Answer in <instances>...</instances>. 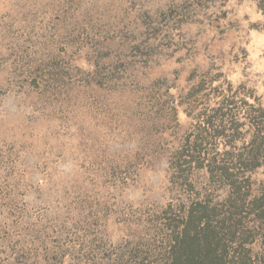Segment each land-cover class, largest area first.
I'll list each match as a JSON object with an SVG mask.
<instances>
[{"label": "rangeland", "instance_id": "374dc122", "mask_svg": "<svg viewBox=\"0 0 264 264\" xmlns=\"http://www.w3.org/2000/svg\"><path fill=\"white\" fill-rule=\"evenodd\" d=\"M261 19L256 0H0V264L97 257L74 242L118 244L215 188L175 151L250 139L243 113L200 133L222 101L264 103Z\"/></svg>", "mask_w": 264, "mask_h": 264}, {"label": "trees", "instance_id": "16d2710c", "mask_svg": "<svg viewBox=\"0 0 264 264\" xmlns=\"http://www.w3.org/2000/svg\"><path fill=\"white\" fill-rule=\"evenodd\" d=\"M256 5L262 15L258 28L264 31V0ZM248 96L253 101L237 105L234 112L232 102L222 101L206 114L200 133L228 137L226 131L237 130L229 121L243 113L250 131L245 146L219 152L216 146L202 147L200 139L187 140L175 151L174 174L188 180L194 168L203 169L215 188L188 201L169 202L118 244L78 238L76 247L97 246L99 255L87 253L75 264H264V186L254 189L250 176L264 163V103L253 92Z\"/></svg>", "mask_w": 264, "mask_h": 264}]
</instances>
